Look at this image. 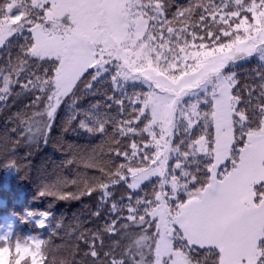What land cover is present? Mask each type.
Returning <instances> with one entry per match:
<instances>
[{
  "label": "snow or ice",
  "instance_id": "1",
  "mask_svg": "<svg viewBox=\"0 0 264 264\" xmlns=\"http://www.w3.org/2000/svg\"><path fill=\"white\" fill-rule=\"evenodd\" d=\"M170 8L0 0V49L9 50L0 109L11 96L32 97L15 114L28 143H47L63 105L68 123L80 117L79 129L110 145L105 163L85 164L100 173L93 183L39 193L98 194L91 215L105 219L79 236L91 264H264V0H189L169 18ZM253 59L257 83L241 87L235 68ZM101 83L113 93L105 110L78 108ZM118 185L126 192L116 200ZM26 219L50 236L62 227L47 211ZM50 243L0 237V251L7 264H49Z\"/></svg>",
  "mask_w": 264,
  "mask_h": 264
},
{
  "label": "trees",
  "instance_id": "2",
  "mask_svg": "<svg viewBox=\"0 0 264 264\" xmlns=\"http://www.w3.org/2000/svg\"><path fill=\"white\" fill-rule=\"evenodd\" d=\"M188 3L189 0H171L169 18L178 7H185ZM10 52L15 59L18 48L14 45ZM8 55L9 50L0 52V66L6 64ZM257 69L255 61L237 64L235 71L241 87L246 83H257ZM18 90L17 85L14 91ZM111 94L109 84H97L95 94L82 96L76 106L86 109L99 102L100 110L104 111L105 105L110 103L106 95ZM31 99L27 95L19 98L11 96L8 106L0 109V237H8L14 242L16 238L23 241L27 236L39 234L44 240L51 241L45 249L49 264L53 258L55 264L62 261L65 264H91V259L84 255L86 246L79 236L85 230H96L105 219L103 214L99 219L91 215L96 210L98 194L59 200L54 196H40L39 193L52 185L62 187L65 192L78 193L85 180L93 183L92 178L100 173L95 168L85 167V164L105 163L110 145L98 134L91 135L79 129L80 117L68 123L70 113L63 105L58 110L47 143H28L23 136L21 118L15 114H23L24 106ZM111 111L116 113L115 105ZM27 114L30 115L31 111L28 110ZM73 180L77 183H71ZM113 192L114 199L119 200L125 195L126 188L118 185ZM28 211H47L53 228L56 223H61L62 227L57 234L50 236V229H37L27 221ZM104 211L107 212V208ZM110 243L111 240L105 236V250Z\"/></svg>",
  "mask_w": 264,
  "mask_h": 264
},
{
  "label": "clouds",
  "instance_id": "3",
  "mask_svg": "<svg viewBox=\"0 0 264 264\" xmlns=\"http://www.w3.org/2000/svg\"><path fill=\"white\" fill-rule=\"evenodd\" d=\"M0 264H7V254L0 251Z\"/></svg>",
  "mask_w": 264,
  "mask_h": 264
},
{
  "label": "rangeland",
  "instance_id": "4",
  "mask_svg": "<svg viewBox=\"0 0 264 264\" xmlns=\"http://www.w3.org/2000/svg\"><path fill=\"white\" fill-rule=\"evenodd\" d=\"M3 49H0V52L2 51ZM249 61H255V62H257L256 60H249ZM242 62H247V61H241V62H239V63H242ZM238 63V64H239ZM258 63V62H257ZM102 84H106V83H102ZM129 91H131V89H129ZM226 163H228V166H229V170H230V162H226Z\"/></svg>",
  "mask_w": 264,
  "mask_h": 264
}]
</instances>
